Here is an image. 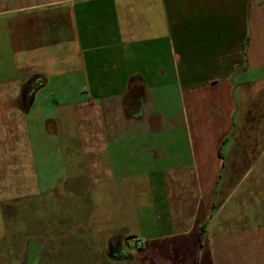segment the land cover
Here are the masks:
<instances>
[{"label":"crops","instance_id":"0c3cea01","mask_svg":"<svg viewBox=\"0 0 264 264\" xmlns=\"http://www.w3.org/2000/svg\"><path fill=\"white\" fill-rule=\"evenodd\" d=\"M35 76L34 103L69 104L68 134L46 144L67 167L54 181L82 173L94 202L62 211L81 226L53 237L95 244L79 264H264V0H0L6 154L9 125L34 111L19 102ZM7 160L1 198L12 201L24 191L8 184L19 170ZM56 182L34 191L63 196ZM145 182L154 221L136 218Z\"/></svg>","mask_w":264,"mask_h":264},{"label":"rangeland","instance_id":"374dc122","mask_svg":"<svg viewBox=\"0 0 264 264\" xmlns=\"http://www.w3.org/2000/svg\"><path fill=\"white\" fill-rule=\"evenodd\" d=\"M4 23V20H1ZM34 81H37V85L40 81V77H37L33 79ZM43 81V80H42ZM55 86H51L48 90L50 93L51 90H53ZM27 95H33L31 93V89L27 88ZM47 92V93H48ZM46 95V94H45ZM44 97V96H43ZM29 98V97H27ZM27 98H24L25 101H22V106L26 107L27 105H30L27 100ZM52 97L51 102L40 98L38 101L34 103L32 101V104H35L33 108V112L21 120H15L12 121L9 125V130L15 127L16 131L14 133H10L11 137L9 142L6 144V151L8 153L6 154L3 149L0 150V156L4 154V156L8 157L9 162L15 163L11 165V167H15L16 170H19V176L17 177L18 180L25 179L32 181H36L37 178L41 180H45L48 173H50V179L53 182L56 178H59V174L64 171L62 165H58L57 160H52V158H56L57 155L61 150L53 149L51 150L50 147H47V143L49 142H56L58 138L60 137V134H68L69 129V118L65 115V111L68 110V103L65 101H61L58 97L54 98ZM30 99V98H29ZM53 100V101H52ZM0 103V110L3 111H9L14 109L13 102L5 103L4 106ZM30 105V106H31ZM92 105V103H90ZM23 107V109H24ZM93 108V106H91ZM30 109V108H29ZM24 109V110H29ZM8 119H6L7 121ZM86 120H90V118L87 117ZM105 118L103 117L102 120L100 119V122H104ZM90 122H87V125ZM17 125V127H16ZM51 127V128H50ZM48 128L49 134H45V129ZM56 130H59L58 132ZM43 134H42V132ZM54 132V135L52 133ZM59 136V137H58ZM17 139V141H16ZM90 138H86V143L90 144ZM93 144V143H92ZM1 147V146H0ZM59 151V152H58ZM3 153V154H2ZM184 160L176 158L175 160H168L167 165L164 168H172L177 169V167H181ZM60 164V163H59ZM15 165V166H14ZM154 168L161 167V165H155ZM1 170V167H0ZM0 174L2 172L0 171ZM35 184V183H34ZM142 186L144 187V190H142V196L144 198V203H139L144 205L139 209V212L136 214V218L142 219H150L152 221L156 220V216L159 214V211L150 208L148 206V200L151 198H147V194H150V192H146L148 189L149 183L145 182L142 183ZM34 187V186H32ZM240 187V186H239ZM239 187L236 188L237 191H239ZM17 188H20L18 186ZM23 189V187H21ZM19 190V189H18ZM136 191L130 190L129 193H134ZM153 194V192H152ZM155 194V193H154ZM7 201V200H5ZM76 198H70L65 196H60L53 198V204L56 208H59V211L54 209L53 212L55 215H59L58 217H54L55 221H53V216L51 215L48 219V226L47 225H40L37 226L33 222H35L34 218L32 217L33 214H36L37 221H40L42 223H45V209H20L17 210L16 215L13 216H7L5 215L8 211L9 213L12 212L10 206L13 202L16 201H10L7 203H3L2 207L5 209V214L2 213L0 216V223H2L1 229H4L5 234L11 235L13 240L15 242H19V239H23L27 234L30 232H37L39 234H42L44 237H50L53 239L55 234L60 232L65 234L70 233L71 231H75L76 228L81 226V223L78 221L74 222V219H66L61 218L62 211L65 213H68V209L70 210L69 213L72 215L74 213V208L77 207ZM18 201L16 202V204ZM138 204V205H139ZM1 206V205H0ZM94 208V202L93 200H89L87 198L85 202V209L88 210V212L93 211ZM7 212V213H8ZM50 212V213H51ZM8 213V214H9ZM48 216V213H47ZM47 218V217H46ZM25 222V223H24ZM76 224V225H75ZM108 236V233L106 234ZM131 240V239H130ZM51 241V240H50ZM18 244V243H17ZM22 248V247H21ZM94 248H96L94 243H87L84 247H78V246H72L69 249V253L66 254V257H63L64 259H60L50 262L49 264H79V259L81 257V254L86 252L89 254ZM22 250V249H20ZM18 246H8L6 243L0 244V264H19L15 254L17 251H20ZM22 252V251H21ZM13 253L14 256H10L9 259L7 256L9 254ZM24 261V260H23ZM23 264V262L21 263ZM45 264V263H44Z\"/></svg>","mask_w":264,"mask_h":264},{"label":"flooded vegetation","instance_id":"af4514ba","mask_svg":"<svg viewBox=\"0 0 264 264\" xmlns=\"http://www.w3.org/2000/svg\"><path fill=\"white\" fill-rule=\"evenodd\" d=\"M31 84H33L32 86H35L37 85V81H33ZM32 86L30 87V89H31V93L33 94ZM27 92L28 91L26 90L25 93ZM27 97H29L30 99L33 98L31 95L27 96V94H23V99L21 100V102H19V104H22V101H25L24 98ZM29 98H27V100H30ZM133 100L139 102L137 93H129V95H127L125 98V103L133 105V103L134 104L136 103ZM22 107H24V105ZM71 168H72L71 170H73L74 172H79V167L73 166ZM63 170L66 171L67 167L63 166ZM85 177L86 176L83 175L82 173L80 174L77 173L76 175H70L63 178L61 181L56 182L62 188V191H58L57 193L65 196L66 198L67 197L76 198L77 200L79 198L81 199L87 197L88 196L87 178ZM89 178H91V176H89ZM10 183L15 184L16 186H20V188H18L19 190L21 189V187H23L22 191H24L23 194L18 195L14 199H12V201H16V202L18 201L17 204L16 202L12 203V206H15L14 207L15 215L17 210L20 209H31V208L35 210L45 209L46 210L45 223L37 221L36 214H33L32 217L33 218L35 217L34 218L35 222H33V225L35 224L36 227L43 224L48 226V219L51 216L50 212L52 211L53 207H55L53 206L54 205L53 198L47 196L49 193H51V191H34V190L40 186H44V187L45 185L53 186V181L49 177L48 178L46 177L45 180H41L38 177L36 181H32L31 179L18 180V178L15 177V180L13 181L11 180L8 182V184ZM3 186H4V179L2 177V174H0V205H1L0 216L2 215V213L5 214V209L2 207L3 203L10 202L9 201L10 199L8 200L6 199L7 201H5V199L1 198V194L3 192ZM90 200H93L92 197H90ZM7 212L5 215L7 216L10 215L13 217L15 216L12 215L11 212L10 213L8 212L9 214ZM1 224L2 223H0V225ZM13 238L14 237H12L11 239V235L5 234L4 229L3 228L1 229L0 226V244L6 243L8 244V246H13V247L18 246L19 250L22 249L20 251H17L15 254L19 264H21L22 262L23 264H44V263L49 264L50 262H54L56 260H58L59 262L60 259H64L63 257H66L68 249L71 247L66 244L65 239L63 240L57 239L56 241H53V239H51L50 237L47 236L44 237L42 234H39L37 230H35V232L34 231L30 232L23 239L20 238L19 242H15ZM107 240H108L107 242L108 252L112 253L113 248L116 245L115 243H117L118 239L116 237L108 236ZM10 256H14V254L13 253L9 254L7 258L9 259Z\"/></svg>","mask_w":264,"mask_h":264},{"label":"trees","instance_id":"16d2710c","mask_svg":"<svg viewBox=\"0 0 264 264\" xmlns=\"http://www.w3.org/2000/svg\"><path fill=\"white\" fill-rule=\"evenodd\" d=\"M37 77H38V76L33 77V78H32L31 80H29L25 85H23V94H27V93H25L26 90H27V88L30 89V87L33 85V84H31V83L34 81L33 79H34V78L37 79ZM38 81H40V82L38 83V85L32 86V92H33V94H35V92H37V90H38L39 88H41V87L43 86V84H44V82L42 81V78H40V80H38ZM32 97H33V96H32ZM32 101H33V98L30 99V101H28L30 105H31ZM30 105H27L26 107H24V109H27V108L29 109ZM195 264H198V263L196 262Z\"/></svg>","mask_w":264,"mask_h":264}]
</instances>
